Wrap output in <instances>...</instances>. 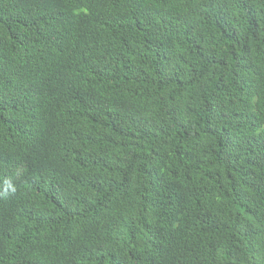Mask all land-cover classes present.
Instances as JSON below:
<instances>
[{"label":"trees","instance_id":"trees-1","mask_svg":"<svg viewBox=\"0 0 264 264\" xmlns=\"http://www.w3.org/2000/svg\"><path fill=\"white\" fill-rule=\"evenodd\" d=\"M0 264H264V0H0Z\"/></svg>","mask_w":264,"mask_h":264},{"label":"clouds","instance_id":"clouds-1","mask_svg":"<svg viewBox=\"0 0 264 264\" xmlns=\"http://www.w3.org/2000/svg\"><path fill=\"white\" fill-rule=\"evenodd\" d=\"M6 183H8V182H6ZM8 186H9V187H12L10 183L8 184ZM13 191H15V188H13Z\"/></svg>","mask_w":264,"mask_h":264}]
</instances>
